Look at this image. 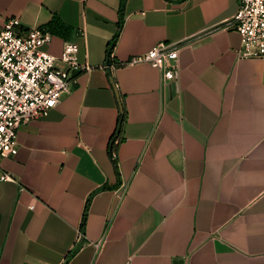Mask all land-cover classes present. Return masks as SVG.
I'll use <instances>...</instances> for the list:
<instances>
[{
  "label": "crops",
  "instance_id": "obj_1",
  "mask_svg": "<svg viewBox=\"0 0 264 264\" xmlns=\"http://www.w3.org/2000/svg\"><path fill=\"white\" fill-rule=\"evenodd\" d=\"M237 5L0 0V28H46L57 57L73 39L90 65L0 156V264H264V57L238 55ZM186 37L169 82L113 65Z\"/></svg>",
  "mask_w": 264,
  "mask_h": 264
},
{
  "label": "built area",
  "instance_id": "obj_2",
  "mask_svg": "<svg viewBox=\"0 0 264 264\" xmlns=\"http://www.w3.org/2000/svg\"><path fill=\"white\" fill-rule=\"evenodd\" d=\"M223 26L239 33V56L264 57V0H238L236 11ZM50 35L46 28L25 25L16 16L7 17L0 28V156L16 153L18 126L46 114L71 90L74 72L90 68L89 63L78 59V44L73 39L64 40L59 57L43 49ZM189 42L190 37L160 40L113 65L146 61L160 70L164 82H169L177 74L180 46ZM57 58L64 66L55 63ZM113 141L117 143L119 136ZM111 153L114 158V149ZM0 179L14 177L3 171ZM81 236L80 230L78 238Z\"/></svg>",
  "mask_w": 264,
  "mask_h": 264
},
{
  "label": "trees",
  "instance_id": "obj_3",
  "mask_svg": "<svg viewBox=\"0 0 264 264\" xmlns=\"http://www.w3.org/2000/svg\"><path fill=\"white\" fill-rule=\"evenodd\" d=\"M124 118H125L124 109H121L119 112V118H118L117 127H116V135L114 136V138L116 136H119V133L121 132V129L123 127ZM114 138L111 140V143H110V153L112 152L113 149L116 148V145H117V143H114L113 141ZM113 159H114V163L117 165L115 157Z\"/></svg>",
  "mask_w": 264,
  "mask_h": 264
},
{
  "label": "water",
  "instance_id": "obj_4",
  "mask_svg": "<svg viewBox=\"0 0 264 264\" xmlns=\"http://www.w3.org/2000/svg\"><path fill=\"white\" fill-rule=\"evenodd\" d=\"M171 85H173V84H171Z\"/></svg>",
  "mask_w": 264,
  "mask_h": 264
}]
</instances>
